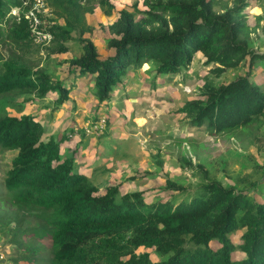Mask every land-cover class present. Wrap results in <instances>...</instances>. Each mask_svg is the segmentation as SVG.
<instances>
[{"label":"trees","instance_id":"obj_1","mask_svg":"<svg viewBox=\"0 0 264 264\" xmlns=\"http://www.w3.org/2000/svg\"><path fill=\"white\" fill-rule=\"evenodd\" d=\"M33 2L0 0V153L11 152L0 173V202L9 206L0 211V230L22 255L18 260L264 264V198L210 179L202 165H193L180 151L176 159L181 167L201 179L189 198L146 204L141 191L120 194L117 184L100 192L90 178L77 173L72 153L61 154L57 140L43 138L44 128L32 114L6 112L8 106L19 112L52 92L57 94L56 107L67 99L72 81L53 79L41 60L70 47L76 53L65 61L66 73L70 78L89 75L99 101L110 99L132 68L150 61L154 73L171 77L198 53L201 68H206L199 97L185 101L178 112L190 127L256 140L264 120V90L253 82L252 67L264 54L250 44L252 30L243 13L249 0H141L142 9L132 0L129 10H117L111 23L100 26L109 51L104 58H98L83 35L92 32L85 14L95 7L110 14L114 6L109 0H43L50 16L33 12L38 28L50 35L44 44L34 42L24 17ZM255 23L264 31V12ZM241 66L244 73L235 75ZM157 155L153 165L160 169L163 160ZM165 183L178 189L168 179ZM236 231L240 233L233 244L228 236ZM138 247H153L160 260L136 253ZM233 250L242 257L231 258Z\"/></svg>","mask_w":264,"mask_h":264},{"label":"rangeland","instance_id":"obj_2","mask_svg":"<svg viewBox=\"0 0 264 264\" xmlns=\"http://www.w3.org/2000/svg\"><path fill=\"white\" fill-rule=\"evenodd\" d=\"M131 2L132 0H109V3L114 6L115 12L122 8L129 10ZM136 2L137 7L142 9L141 0H136ZM263 12L264 0H249V6L243 10V13H246V22L252 30L250 32L251 47L256 52L262 54H264V31L256 25L255 17L257 14L260 15ZM11 13L16 14V10L12 9ZM43 14L47 17L50 16L46 15V13ZM104 14L98 7H95L91 13L85 14L86 23L92 27V32L84 33L83 37L89 38L94 47L100 51L104 50L102 44H105V33L101 27L107 26L109 22L111 23L115 16L113 15L114 13L110 15ZM43 25H45L44 22ZM75 53L76 50L74 52L72 47H70L66 53L50 55L49 58L41 61L45 66L47 65V72L50 73L53 79L63 80L68 76L65 61ZM108 55V52L105 55L99 54V58H104ZM200 59L199 54L195 53L187 68L176 75H172L171 77L175 78V80L166 82L161 87L155 85L161 78L156 79L157 82H153V78L150 79V75H156L150 61L146 63L147 67L145 65L144 68L135 69V72L132 73V80L129 82L135 83L134 90L138 91L136 94H133L135 97L138 96L139 102L133 105V113L136 115V118L134 121H130L131 124L129 121L122 123L121 118L119 121L112 118L110 109L108 111L106 107L101 108V105L105 104L103 103L104 100L99 101L97 98L93 100L89 108L93 110L98 108L99 116H106L107 120H111L112 118L113 125L110 126L109 123V127L106 128L107 123H105L102 132L97 135H87L88 137L83 139L85 143L87 142V150L84 151L78 148V151L75 153V160L82 162L80 163L81 165L86 164V169L84 167L80 169L77 166V171L84 169V172L88 173L90 166L96 167V171L92 175L94 178L92 179L100 192L103 191L105 186L117 184L120 194L141 191L146 204L157 201L163 202L169 199L174 200V204H176L181 199L189 198L201 179L200 175L196 172H191L189 169L181 167L179 161L176 159V154L180 151L193 165H202L210 179L220 182L225 187L234 188L235 192H243L252 197L256 196V199H259V197L264 198V120L262 126L259 128L256 140H250L246 139L245 135H238L236 138L225 132L215 133L207 131L204 127H190L187 124L188 120L183 117L184 114L178 112V108L185 101L199 97V91L202 86L201 76L206 73V68H201L200 66ZM252 69L253 82L264 90V60L256 61ZM235 73V75H242L244 68L241 66ZM232 76L233 74H230L224 80H229ZM76 84L84 93L82 79L78 80ZM88 85H90L89 80ZM79 91L74 90L73 93L69 92L68 95L77 97ZM145 92L148 93L143 96ZM159 95L162 96L158 98ZM87 96L85 94L83 97L86 98ZM53 98L54 96H49L48 101H43L31 107L26 106L21 113L36 112L38 117L39 113L44 112L42 122L45 124L44 116L48 114V111L43 109L41 105L49 103ZM17 102H20V99ZM71 102L73 101H68L66 104L69 105ZM112 107L117 110L116 105ZM6 112L12 116H19L16 109L9 106L6 107ZM59 112L60 120L58 121L60 123L59 125L57 124L56 130L60 125L62 126L66 123V120L62 122L63 109ZM65 112L67 111L65 110ZM64 116L67 117V113ZM85 119L81 118L78 114H74L73 116L71 113L69 121L72 124H70L71 127L69 125L67 127L74 132L80 129L84 132V125L90 121L87 120L85 123ZM128 125L131 126L127 127ZM56 130L55 139L60 137L61 129L58 132ZM103 131L108 132L109 136L112 134L114 136L120 135V132H123L121 135L125 136L129 134L133 135V138L128 137L129 139L126 144L131 142L136 147L138 151L136 156L131 155L133 158L128 157L127 162L119 164V159H117L119 158L118 154H120L119 149L114 153L117 158L108 157L109 153H107V150L103 146L105 142L101 139L98 140L104 136ZM45 137L47 136L43 134L44 139ZM63 149L64 146L61 145L60 152ZM157 152H160L163 160L160 169L153 165L156 158H158ZM10 157L11 152L0 153V173L5 169ZM85 157L88 158L86 161ZM83 161L85 162L83 163ZM166 179L173 186L178 187V189L166 186ZM1 197L4 198V191L0 188ZM8 209V204H4L1 201L0 211H7ZM239 233L240 231H236L230 234L228 236L230 242L235 244L238 241ZM19 239L24 243V238L19 237ZM211 245L215 247L217 243L213 242ZM141 252H146L152 262L160 260L153 247H138L136 253ZM229 255L233 259L242 257V254L238 250L231 251ZM18 256L22 255L11 247L7 232L0 230V264H12L15 258L17 259L15 264H38L37 261L29 263L26 260H18Z\"/></svg>","mask_w":264,"mask_h":264},{"label":"crops","instance_id":"obj_3","mask_svg":"<svg viewBox=\"0 0 264 264\" xmlns=\"http://www.w3.org/2000/svg\"><path fill=\"white\" fill-rule=\"evenodd\" d=\"M112 13H114L113 15H115L114 16V19H115L116 18L115 9L110 14H112ZM86 14H88V13H86ZM110 14H106V15H110ZM102 46L104 47V50L100 51V50L96 49L97 50V54H98V58H99V54L100 55H105L106 52L109 53V51L105 49L106 47L104 46V44H102ZM196 57H198V56H196ZM142 65L140 67H138V68L130 69L131 72L129 73V71H128L125 74V76L121 80L120 85L118 87L114 88L111 91L110 99H108L107 101H104L103 103H105V104L101 105V108L102 107L103 108L106 107V108H108V111L110 109V111L112 112L111 116H113L112 118H114L115 120L119 121L120 118H121L122 119V123L129 121V123L131 124L130 121H134V119L136 118V115L133 113V107H134L133 105H134V103L139 102V100H138V96L135 97V95L133 93L136 94V92L138 90H134L135 86H136L135 83L134 82L130 83L129 81L132 80V73L135 72V69L144 68L146 63H143ZM146 67H147V65H146ZM128 73H129V75L127 76ZM152 78H153V82L154 81L157 82L156 79L161 78V80L155 84L156 86L158 85V87H161L166 82L175 80V78H172L170 76H163V75L161 76V75H158V74L150 75V79H152ZM81 79L83 81V87H84V90H85L84 93L81 91V88L76 84L77 81L81 80ZM88 80L90 82V85H88ZM61 81H64V82L72 81V86L68 90L67 99L64 100L57 107L55 106V103H54L55 99L57 97V94L55 92H52V93L47 94L41 100H36L35 102H33L31 104L24 105L22 110H24L26 106L31 107V106H34V105H36L38 103H41L43 101H48L49 100L48 99L49 96H54V98L52 100H50L49 103L46 102L47 104H45L43 106L41 105V107L43 109L48 111V114H46V116H44L45 117V124H43V122H42V116L45 114L44 112L39 113L38 117H37L36 112H29L27 114H32L35 117L36 120L38 119L37 121H39L42 124V126L44 128V134L47 137H53L55 139L54 135H55L56 126H57V124L59 125V123H60V121H58V120H60L59 119L60 118V112L59 111L61 109H63V113L64 114L67 113V117L64 116V114H63L62 115V117H63L62 122H65V120H66V123H64L62 126L60 125L59 128L56 130L58 132L61 129L60 137L55 139L59 143V152H60V149H61V145H63L64 149L60 153H67V152L72 153V156H73V159H74V162H75L76 171H77V166L80 169L83 168V167L86 169V164L84 162L88 158L85 157V161H83L84 164L81 165L80 163H82V162L75 160V153L78 151V148L82 149L84 151L87 150L86 149L87 142L85 143L83 141V139L88 137V136L87 135L85 136V134L83 133L82 129L76 130L77 132L76 131L74 132V131L70 130L67 127V125H69L71 127L70 124H72V123H71V121H69V118L71 117V113L73 114V116H74V114H78L79 116H81V118H86L85 119V123H86L87 120H90V121L94 120V118L99 115L98 114L99 113L98 112L99 109L95 108V110H93V109H90L89 106L93 103V100L96 97H95V95L93 94V92L91 90V81H90V76L89 75H78V76H75L73 78H70L69 75H68L67 78H65V79H63ZM157 89H159V88H157ZM74 90H80L77 97L68 95L69 92L73 93ZM150 91H152V90H150ZM158 91H160V90H158ZM147 93L148 92H145L143 94V96H145ZM85 94L88 95L86 98L83 97ZM132 95H134V96L131 97ZM161 96L162 95H159L158 98L161 97ZM68 101H73V102H71L69 105H67L66 103ZM111 105L112 106L116 105V109L118 111H120V112L115 110ZM22 110L18 112L19 115L20 114H24V113H21ZM65 110L67 112H65ZM121 113H122V115H121ZM39 116H40V118H39ZM112 118H111V120L110 119L109 120L106 119V121H107L106 122L107 123L106 128L109 127V123H110V126L113 125ZM115 120H114V122H115ZM81 121H82V119H81ZM130 126L131 125H128L127 127H130ZM103 132H104V136L100 137L98 140L101 139L103 142H105L103 144V146H104V149L107 150V153H109L108 157H112V158L116 157L117 158L116 154H114V153H115V151L120 149V154H118L119 158H117V159H119V164L127 162V160H128L127 158L128 157L129 158H133L131 155H135L136 156V154L138 153L136 147H134L131 142L126 144L127 140L129 139L128 137H132L133 135L131 136V134H129L128 136H125V135H121V134H123V132H120V135L117 134V136H114V134H112L111 136H109L108 132H105V131H103ZM47 137H45V138H47ZM121 139H122V141H121ZM98 144H100V143H98ZM108 146H109V148H108ZM89 158L91 159V157H89ZM95 171H96V167L95 166H90L88 168V173H85L84 169L82 171L78 170L77 173L82 174V175L90 178L93 181L92 178H94V177H92V175L95 173Z\"/></svg>","mask_w":264,"mask_h":264},{"label":"built area","instance_id":"obj_4","mask_svg":"<svg viewBox=\"0 0 264 264\" xmlns=\"http://www.w3.org/2000/svg\"><path fill=\"white\" fill-rule=\"evenodd\" d=\"M33 9L39 10L42 14L46 13V15L49 14L48 9L44 6L43 0H34L31 10L24 16L29 22L30 30L34 35V42L44 44L50 39V35L38 28L39 19L34 14ZM105 123L106 118L104 116H99L94 120L88 121L87 124L84 125L85 128L83 133L85 135H97L102 132Z\"/></svg>","mask_w":264,"mask_h":264}]
</instances>
